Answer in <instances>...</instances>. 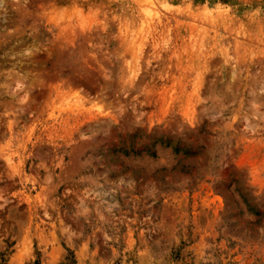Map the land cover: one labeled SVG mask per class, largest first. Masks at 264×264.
<instances>
[{
  "label": "rangeland",
  "instance_id": "obj_1",
  "mask_svg": "<svg viewBox=\"0 0 264 264\" xmlns=\"http://www.w3.org/2000/svg\"><path fill=\"white\" fill-rule=\"evenodd\" d=\"M264 264V0H0V264Z\"/></svg>",
  "mask_w": 264,
  "mask_h": 264
},
{
  "label": "trees",
  "instance_id": "obj_2",
  "mask_svg": "<svg viewBox=\"0 0 264 264\" xmlns=\"http://www.w3.org/2000/svg\"><path fill=\"white\" fill-rule=\"evenodd\" d=\"M31 264H39L38 259L36 258Z\"/></svg>",
  "mask_w": 264,
  "mask_h": 264
}]
</instances>
